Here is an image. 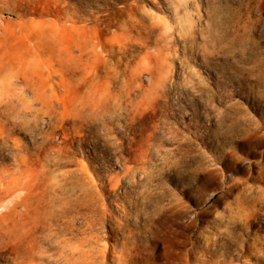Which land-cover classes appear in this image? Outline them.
Instances as JSON below:
<instances>
[{
    "label": "rangeland",
    "instance_id": "1",
    "mask_svg": "<svg viewBox=\"0 0 264 264\" xmlns=\"http://www.w3.org/2000/svg\"><path fill=\"white\" fill-rule=\"evenodd\" d=\"M0 264H264V0H0Z\"/></svg>",
    "mask_w": 264,
    "mask_h": 264
},
{
    "label": "bare ground",
    "instance_id": "2",
    "mask_svg": "<svg viewBox=\"0 0 264 264\" xmlns=\"http://www.w3.org/2000/svg\"><path fill=\"white\" fill-rule=\"evenodd\" d=\"M171 255V254H170ZM169 257V255L167 256V258Z\"/></svg>",
    "mask_w": 264,
    "mask_h": 264
}]
</instances>
